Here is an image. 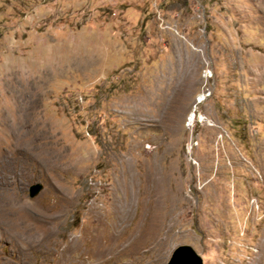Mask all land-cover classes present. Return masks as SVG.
I'll list each match as a JSON object with an SVG mask.
<instances>
[{"label": "rangeland", "instance_id": "1", "mask_svg": "<svg viewBox=\"0 0 264 264\" xmlns=\"http://www.w3.org/2000/svg\"><path fill=\"white\" fill-rule=\"evenodd\" d=\"M4 132L52 234L0 264H264V0H0Z\"/></svg>", "mask_w": 264, "mask_h": 264}, {"label": "bare ground", "instance_id": "2", "mask_svg": "<svg viewBox=\"0 0 264 264\" xmlns=\"http://www.w3.org/2000/svg\"><path fill=\"white\" fill-rule=\"evenodd\" d=\"M205 98V95H201L198 99L200 100L199 103L204 101ZM200 118H202L201 114L197 115L196 110H194L191 114L190 121L193 123L196 120H201ZM3 123L5 124L4 121ZM25 127H28L30 132H36L35 126L32 127L26 124ZM3 135L6 138L7 146H2L5 143H2L3 141L0 135V231L3 234L4 240L11 245L13 251L21 257H27L30 252L41 248L52 234L51 227L49 226L51 221L42 213H34L26 202L20 199L17 194L20 185L15 180L26 175L25 171L27 169L39 166L38 159H40V157H38L39 155L35 156L34 153H27L22 148H19V145L12 147L13 139L24 141L27 138L26 134L19 136V138L16 134V137H14L13 134L7 132H4ZM44 140L42 136L34 137V141L39 145L36 147L38 148L37 150L45 156V153L43 154ZM24 148H27V146ZM28 149H30L29 146ZM53 159L54 156L49 154V160ZM41 161H43V159ZM53 161H55V159ZM11 178H15V180L12 181Z\"/></svg>", "mask_w": 264, "mask_h": 264}, {"label": "water", "instance_id": "3", "mask_svg": "<svg viewBox=\"0 0 264 264\" xmlns=\"http://www.w3.org/2000/svg\"><path fill=\"white\" fill-rule=\"evenodd\" d=\"M42 185L34 184L30 186L28 194L33 198L37 196L41 190ZM166 264H203L201 257L195 252V250L188 245H180L176 247Z\"/></svg>", "mask_w": 264, "mask_h": 264}, {"label": "built area", "instance_id": "4", "mask_svg": "<svg viewBox=\"0 0 264 264\" xmlns=\"http://www.w3.org/2000/svg\"><path fill=\"white\" fill-rule=\"evenodd\" d=\"M141 2H147L148 4H150L154 9L157 8V0H139Z\"/></svg>", "mask_w": 264, "mask_h": 264}]
</instances>
